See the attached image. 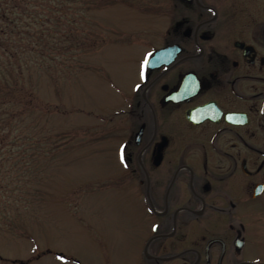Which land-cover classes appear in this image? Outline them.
<instances>
[{
	"label": "flooded vegetation",
	"instance_id": "1",
	"mask_svg": "<svg viewBox=\"0 0 264 264\" xmlns=\"http://www.w3.org/2000/svg\"><path fill=\"white\" fill-rule=\"evenodd\" d=\"M142 2L154 11L144 30L152 39L106 121L111 189L125 190L139 219L132 250L97 261L57 255L66 264H264V0Z\"/></svg>",
	"mask_w": 264,
	"mask_h": 264
},
{
	"label": "rangeland",
	"instance_id": "2",
	"mask_svg": "<svg viewBox=\"0 0 264 264\" xmlns=\"http://www.w3.org/2000/svg\"><path fill=\"white\" fill-rule=\"evenodd\" d=\"M33 2L49 15L50 0ZM57 2L40 43L31 24L14 48L23 55L12 64L24 66L14 77L31 105L0 131V264L128 253L139 226L125 190L111 189L106 121L137 78L154 11L142 0Z\"/></svg>",
	"mask_w": 264,
	"mask_h": 264
},
{
	"label": "trees",
	"instance_id": "3",
	"mask_svg": "<svg viewBox=\"0 0 264 264\" xmlns=\"http://www.w3.org/2000/svg\"><path fill=\"white\" fill-rule=\"evenodd\" d=\"M57 1L50 0L51 7L45 6L49 12L47 16L43 11L44 6L42 12L32 9V6H35L33 0H0V131L15 125L16 115L22 114L24 109L31 105V94L26 95L25 87L21 88L19 81L14 77V73L18 75L24 69L23 64H12L16 56L23 55V52L14 48L19 47L25 40L31 24L41 27L36 37L40 43L48 33L44 24L60 11Z\"/></svg>",
	"mask_w": 264,
	"mask_h": 264
},
{
	"label": "water",
	"instance_id": "4",
	"mask_svg": "<svg viewBox=\"0 0 264 264\" xmlns=\"http://www.w3.org/2000/svg\"><path fill=\"white\" fill-rule=\"evenodd\" d=\"M162 54H163V51L153 52V54L148 58L147 63H154V61L158 60Z\"/></svg>",
	"mask_w": 264,
	"mask_h": 264
},
{
	"label": "snow or ice",
	"instance_id": "5",
	"mask_svg": "<svg viewBox=\"0 0 264 264\" xmlns=\"http://www.w3.org/2000/svg\"><path fill=\"white\" fill-rule=\"evenodd\" d=\"M149 55H151V54H149Z\"/></svg>",
	"mask_w": 264,
	"mask_h": 264
}]
</instances>
